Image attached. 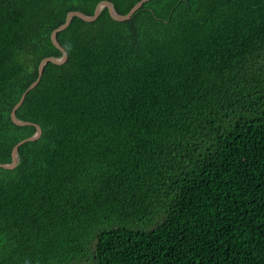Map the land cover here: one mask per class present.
<instances>
[{
	"label": "trees",
	"instance_id": "1",
	"mask_svg": "<svg viewBox=\"0 0 264 264\" xmlns=\"http://www.w3.org/2000/svg\"><path fill=\"white\" fill-rule=\"evenodd\" d=\"M102 1L0 0V164L53 31ZM58 41L17 111L43 135L0 168V264H264V0L104 8Z\"/></svg>",
	"mask_w": 264,
	"mask_h": 264
},
{
	"label": "water",
	"instance_id": "2",
	"mask_svg": "<svg viewBox=\"0 0 264 264\" xmlns=\"http://www.w3.org/2000/svg\"><path fill=\"white\" fill-rule=\"evenodd\" d=\"M152 0H141L139 1L131 10L128 14L126 15H121L119 14L113 3L110 1H102L98 4V6L96 7L95 13L92 16H89L87 14H84L83 12L80 11H72L69 12L66 22L61 25L60 27H58L56 30L53 31L52 33V41L54 43V45L63 52V56L61 58H55V57H49V58H45L44 60H42V62L40 63L39 66V74H38V78L37 80L31 84V86L26 90V92L23 94L21 100L19 101V103L14 107L13 111H12V120L20 126H35L37 128L36 133L31 136L28 139H25L23 141H21L20 143H18L14 148H13V152H12V163L10 164H0V168H4V169H8V170H12L15 169L18 166L19 163V149L21 146H23L26 143L29 142H33L36 141L38 139L41 138V136L43 135V130L41 128V126L35 124V123H31V122H26V121H22L19 120L17 118V111L18 109L22 106V104L24 103V101L27 98L28 93L33 90L34 88H36V86L40 83L44 72H45V68L47 66L48 63H53V64H57V65H62L64 63H66L69 59L68 53L65 50V48L60 44V42L58 41V35L59 33H61L62 31L66 30L70 25L72 20L75 17H78L86 22H95L101 15V12L104 8H108L109 13L111 15V17L115 20V21H119V22H124V21H128L130 20L135 14L136 12H138L139 10L142 9V7L150 2Z\"/></svg>",
	"mask_w": 264,
	"mask_h": 264
}]
</instances>
